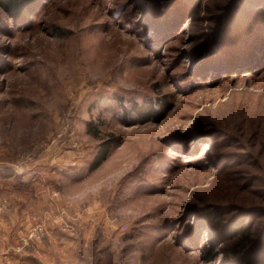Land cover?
Returning a JSON list of instances; mask_svg holds the SVG:
<instances>
[{"label": "rangeland", "instance_id": "rangeland-1", "mask_svg": "<svg viewBox=\"0 0 264 264\" xmlns=\"http://www.w3.org/2000/svg\"><path fill=\"white\" fill-rule=\"evenodd\" d=\"M263 60L264 0H0V175L55 181L26 263L264 264Z\"/></svg>", "mask_w": 264, "mask_h": 264}, {"label": "crops", "instance_id": "crops-1", "mask_svg": "<svg viewBox=\"0 0 264 264\" xmlns=\"http://www.w3.org/2000/svg\"><path fill=\"white\" fill-rule=\"evenodd\" d=\"M29 166L22 167L26 169L25 172L16 171L0 175V202L6 200V205L0 210V264H27L25 254L26 250L31 248L17 250L19 239L30 225L39 220H47L42 203L50 196L52 184L55 183L51 180L54 177L42 170H31ZM56 198L62 205L60 199ZM46 224L51 228L56 226V223L48 221ZM52 232L54 231L48 232L49 237ZM51 237L58 238L55 234ZM43 246L42 242H39L33 251L40 252L38 253L40 255L46 250ZM33 253L37 256L35 252ZM40 256L44 257V252Z\"/></svg>", "mask_w": 264, "mask_h": 264}, {"label": "trees", "instance_id": "trees-1", "mask_svg": "<svg viewBox=\"0 0 264 264\" xmlns=\"http://www.w3.org/2000/svg\"><path fill=\"white\" fill-rule=\"evenodd\" d=\"M264 62V60H263ZM127 110L126 107H123ZM168 105L166 99H160L156 102H149V103H138L136 101L132 102L130 109L133 110V112L137 115V122H145L149 120H159L164 116V112L167 110ZM113 139L108 138L103 140L99 144V148L95 156L93 157V160L89 166L90 169L96 168L106 157L108 154V151L113 144ZM242 252L241 248L234 247L233 248V254L238 259L240 258V253ZM212 251H210V254L208 255V258H211L210 255H212ZM246 255V254H245ZM247 259L243 260V264H250Z\"/></svg>", "mask_w": 264, "mask_h": 264}, {"label": "built area", "instance_id": "built-area-1", "mask_svg": "<svg viewBox=\"0 0 264 264\" xmlns=\"http://www.w3.org/2000/svg\"><path fill=\"white\" fill-rule=\"evenodd\" d=\"M6 205V200L0 202V210ZM47 232L46 225L42 221L35 222L30 225L26 232L21 235L19 239V244L16 246L17 250H22L23 248H35L37 243L43 238Z\"/></svg>", "mask_w": 264, "mask_h": 264}]
</instances>
